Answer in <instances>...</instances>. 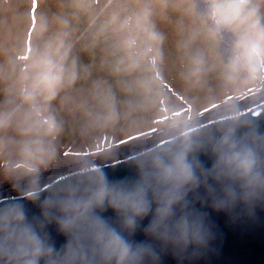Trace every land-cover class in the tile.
Instances as JSON below:
<instances>
[{
  "label": "clouds",
  "instance_id": "obj_1",
  "mask_svg": "<svg viewBox=\"0 0 264 264\" xmlns=\"http://www.w3.org/2000/svg\"><path fill=\"white\" fill-rule=\"evenodd\" d=\"M37 6L0 5V184L40 208L29 220L21 203H0V264H160L164 249L182 261L213 238L195 199L225 213L264 202V130L243 103L264 87V0ZM153 128L129 160L134 180H108L97 163L107 152L63 155L68 135L95 147ZM65 163L72 175L45 188ZM105 207L117 226L96 214ZM149 216L151 242L132 240ZM52 222L67 237L59 250Z\"/></svg>",
  "mask_w": 264,
  "mask_h": 264
},
{
  "label": "water",
  "instance_id": "obj_2",
  "mask_svg": "<svg viewBox=\"0 0 264 264\" xmlns=\"http://www.w3.org/2000/svg\"><path fill=\"white\" fill-rule=\"evenodd\" d=\"M244 105L245 113L257 119L261 130H264V95L251 99ZM142 146L144 145L138 143L135 146L126 147L127 149L122 150L120 154L107 155L106 158L97 160V163L103 165V170L110 182L136 178V169L129 160ZM199 159L205 167L210 166L211 160L207 155L201 154ZM70 170L71 167L58 171L50 178L45 177L44 180L48 181L45 188L68 179L72 175ZM196 196L203 197V189H199L197 193H190L188 199L192 201ZM12 201L24 206L29 220L40 217L38 204L20 199L18 193L11 187L0 192V203ZM194 207L205 214L206 223L210 226L213 238L208 247L197 252L195 256L190 255L192 250L189 249V254H186L182 261H178L171 250H161L160 264H264V202L258 203L251 212L239 205L231 213L216 211L206 199L203 203L200 199H195ZM96 214L114 226L118 225L117 215L113 209L105 207L103 211L96 210ZM150 218L149 216L140 221L138 229L131 237L132 240L151 242L143 232ZM44 232L54 249L59 250L65 245L67 237L58 230L54 222L47 224Z\"/></svg>",
  "mask_w": 264,
  "mask_h": 264
},
{
  "label": "rangeland",
  "instance_id": "obj_3",
  "mask_svg": "<svg viewBox=\"0 0 264 264\" xmlns=\"http://www.w3.org/2000/svg\"><path fill=\"white\" fill-rule=\"evenodd\" d=\"M5 2L15 5L16 9L21 12L25 11L27 8H32L34 13L39 11V7L37 6V0H0V5H3ZM168 50L170 55L168 74L169 77H172L174 76L175 69L174 64L172 63V59H174V53L172 52L170 44L168 46ZM169 87L170 90H174L171 84L169 85ZM263 90L264 87L250 89L248 93H246L243 100H250L256 98L263 94ZM211 107L212 106L209 105L207 109H201V115H203L206 111H209ZM155 131L156 129L153 128L143 133L134 132L131 135L104 136L100 138L95 147H82L78 138L72 135H68L63 141L62 151L64 157L69 158V160L72 157L81 155L95 156L98 152L101 151L107 152L109 153V155H114L116 153H120L122 150L125 151L127 148L140 143L141 137H151L150 135H152ZM69 167H71V164L65 163L61 167L53 169L49 173H45L43 179H45V177L50 178L51 176L55 175V173H57L58 171L67 169ZM70 171H72V169ZM9 187L11 186L8 183L0 184V192L7 190Z\"/></svg>",
  "mask_w": 264,
  "mask_h": 264
},
{
  "label": "flooded vegetation",
  "instance_id": "obj_4",
  "mask_svg": "<svg viewBox=\"0 0 264 264\" xmlns=\"http://www.w3.org/2000/svg\"><path fill=\"white\" fill-rule=\"evenodd\" d=\"M262 93H264V91H262Z\"/></svg>",
  "mask_w": 264,
  "mask_h": 264
},
{
  "label": "bare ground",
  "instance_id": "obj_5",
  "mask_svg": "<svg viewBox=\"0 0 264 264\" xmlns=\"http://www.w3.org/2000/svg\"><path fill=\"white\" fill-rule=\"evenodd\" d=\"M264 91V90H263ZM244 101V100H243Z\"/></svg>",
  "mask_w": 264,
  "mask_h": 264
}]
</instances>
